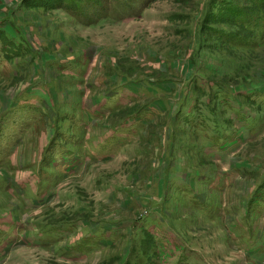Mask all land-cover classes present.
Instances as JSON below:
<instances>
[{
	"label": "rangeland",
	"instance_id": "374dc122",
	"mask_svg": "<svg viewBox=\"0 0 264 264\" xmlns=\"http://www.w3.org/2000/svg\"><path fill=\"white\" fill-rule=\"evenodd\" d=\"M0 264H264V0H0Z\"/></svg>",
	"mask_w": 264,
	"mask_h": 264
},
{
	"label": "trees",
	"instance_id": "16d2710c",
	"mask_svg": "<svg viewBox=\"0 0 264 264\" xmlns=\"http://www.w3.org/2000/svg\"><path fill=\"white\" fill-rule=\"evenodd\" d=\"M66 10L68 11V10H69V8H67V7H66Z\"/></svg>",
	"mask_w": 264,
	"mask_h": 264
}]
</instances>
